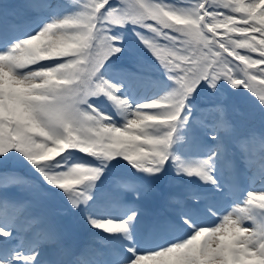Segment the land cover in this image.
<instances>
[{"label":"snow or ice","instance_id":"snow-or-ice-1","mask_svg":"<svg viewBox=\"0 0 264 264\" xmlns=\"http://www.w3.org/2000/svg\"><path fill=\"white\" fill-rule=\"evenodd\" d=\"M68 5L75 9L73 15L28 32L23 16L53 9L50 0H21V16L0 8V165L16 154L23 156L45 183L64 193L73 209L93 201L95 181L103 167L117 159L147 177H158L171 160L177 174L195 176L211 185L215 195H232L234 161L225 156L221 133L231 134L233 126L222 102L203 109L217 117L212 126L215 148L208 159L185 166L171 148L177 122L183 117L182 122L189 123L184 115L186 101L202 82L216 91L218 81H226L251 94L264 109V0L247 4L244 0H196L190 7L156 0H67L64 7ZM232 13L241 15L237 19ZM128 24L144 30L136 33L138 39L171 82L158 99L136 105L118 96L122 85L114 84L102 71L122 51L112 30ZM218 29L224 35L218 36ZM237 49L258 53V57ZM47 60L52 62L40 63ZM100 97L109 102L119 124L113 114L89 102ZM193 125L206 127L200 120L190 122L193 135ZM257 140L264 148V133L257 137L255 132L237 145L264 181V158L257 161L244 152ZM77 154L85 159L73 161ZM221 165L231 183H219L212 174ZM2 177L0 205L5 210L26 211L30 201L12 199L4 191L11 185L23 191L28 182L13 172H4ZM123 188L139 195L150 191L147 185L118 181L113 199L120 198ZM187 199L200 201L190 206L184 203L176 210L189 231L146 250L129 248L126 264H264V194L248 192L245 207L232 211H218L205 194L190 193ZM175 200L169 197L166 207ZM201 213L215 217V222H198ZM86 218L93 228L130 240L136 213L118 221ZM245 221H251V227L244 226ZM13 240L30 254H17L9 247ZM45 248L52 259H44ZM0 264H83V260L72 255L50 223L44 238L28 240L5 211L0 215Z\"/></svg>","mask_w":264,"mask_h":264},{"label":"trees","instance_id":"trees-1","mask_svg":"<svg viewBox=\"0 0 264 264\" xmlns=\"http://www.w3.org/2000/svg\"><path fill=\"white\" fill-rule=\"evenodd\" d=\"M202 84L204 83L202 82L201 85ZM199 89L200 86L189 97L190 101L192 102L190 103V107L186 109L187 111H193L192 114L195 116H198L200 113H202L208 118L209 122L212 124L211 126H213V124L217 120V117L214 113L203 112V109L210 107L212 104L206 100L201 101L202 93ZM230 91V102L226 101L224 107L226 109V118L228 121L231 122L233 126V132L227 136H224L225 140H230V135H233V139L231 140V142L234 143L239 139L247 137L251 132H255L258 134L264 133V110L257 112L259 109V104L257 103V100L256 102L252 98H249L248 101L243 100V97L245 96L246 92H242L241 89H231ZM180 152L181 147L178 144L177 147L173 149L172 154L175 157L180 158ZM3 169H12L9 171L13 173L16 171V177H19L17 173L22 174L23 172H26L27 174H29L31 171H35L32 166L27 162V160H25L24 157L20 156L19 154H16V156L10 161H7L4 164L0 165V171ZM4 172L6 171L0 172V184H2V174ZM124 172L125 171H121L119 172V174L124 175ZM42 182H44L43 179L41 180V182H36L35 184H32V188L27 189L28 192H34V196L32 197L34 203H36V200H39V198L42 199V197L46 195L47 189L45 187L49 188L47 186V183V185L44 187L41 184ZM114 189L116 191V184L114 185ZM115 193L103 192L100 199H107L110 194L114 195Z\"/></svg>","mask_w":264,"mask_h":264},{"label":"rangeland","instance_id":"rangeland-1","mask_svg":"<svg viewBox=\"0 0 264 264\" xmlns=\"http://www.w3.org/2000/svg\"><path fill=\"white\" fill-rule=\"evenodd\" d=\"M142 1L144 2V0H142ZM179 1L181 3V0H179ZM50 2L53 3L55 5V7L51 10H49V9H43V10L47 14V16L51 18V20H53V19L60 20L66 16L73 15L75 12V9L71 5L64 7V5L67 4V0H50ZM156 2L167 4L166 0H156ZM191 2H192V4L189 2V4H191V5H187L185 7L192 6L196 2V0H192ZM167 5H169V4H167ZM172 6L180 7L179 5H172ZM181 7H183V6H181ZM239 15H241V14L240 13H234L233 14V16L237 19H238ZM218 30L223 31V29H218ZM118 33H120L121 35L117 36ZM112 35L117 37L118 41L121 42V46H120L121 48H123V46H122L123 43L126 44L125 51H123V50L121 51V56L124 58H128L126 55V52H127V47L128 46L130 47V40L127 38L130 37V39L132 40L129 30L127 28H124L123 30H112ZM218 35H224V33H219ZM255 35L258 39L259 33H256ZM235 37L239 38V36L237 34H235ZM235 63H239V61L238 62L236 61ZM30 66L36 67V65L35 66L30 65ZM105 77L108 78L107 76H105ZM138 79H140V77H136V78L132 79V78H129L128 76H126L122 81L124 84L128 85L127 90H125L124 86H122L121 91L117 93L118 96L127 98L133 105H136L137 101H139V102H141V101H144V102L154 101V100L158 99L160 96H162L165 92H167L171 88V86H168L167 88L166 87H160L158 89L157 88V85H158L157 82H153V84L150 85L149 87H147V84H148L147 82H142L141 83L142 86H140L141 84L138 85ZM114 84H117V83H114ZM136 84H137L138 88L134 87ZM144 88H146L145 92L141 96L135 97L133 95L135 92L133 93L132 91H137V89H138V92L140 93V92L144 91ZM147 88H149V89H147ZM143 95H144V97H142ZM117 124H119V123H117ZM209 155H211V154H209ZM208 157L209 156L202 157L201 159H195L191 162V164H194V166H195L199 161H203L205 159H208ZM160 180H162V178ZM249 189L250 188H247L245 190H249ZM261 189L264 190L263 187H261ZM232 210H233L232 203H230V206L227 207L226 211H232ZM132 212H136V211L131 210V209L127 210L124 212L125 215L121 214V212H117V214L116 213H114V214H109V213H107V214L101 213L100 214V213H98V215H94L93 219H97V220H101V221H104V220L118 221V220L126 219L127 216L130 215ZM45 213L46 214L48 213V209L45 210ZM176 219L179 220L178 216H176ZM246 226L251 227V223H248V225H246ZM90 227H92V226L90 225ZM138 227H140V226L134 223V227H133V230L131 233V239L130 240H124L121 235H116V236L112 237L111 235H115V233L114 234L113 233H105V232L104 233L106 235H108V236L110 235L112 237L111 241H113L112 244L114 247L121 248L122 250L127 251L126 253H127V257H128L130 255V253L128 252L129 248H135L138 251L141 250L140 248H137L138 245H140L142 243V238H140V236H139L140 230ZM97 231L101 232L102 230L97 229ZM38 236L39 235L34 234V235L28 237L27 239L31 240V239L37 238ZM201 239H203V237ZM156 241H157L156 239H152L150 242L155 244ZM9 247L14 248L17 254H23L22 252H23L24 248L22 246H20V243H18L17 240H13L11 242V244L9 245ZM25 254H30V253L26 252ZM47 255H51V253H50L48 248H45L44 256H47ZM37 256H40V253H37ZM117 264H119V263H117Z\"/></svg>","mask_w":264,"mask_h":264}]
</instances>
